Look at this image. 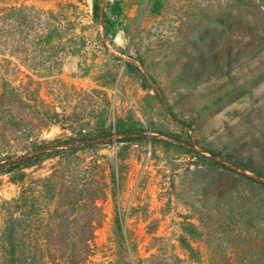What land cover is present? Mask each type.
Instances as JSON below:
<instances>
[{"label": "rangeland", "instance_id": "374dc122", "mask_svg": "<svg viewBox=\"0 0 264 264\" xmlns=\"http://www.w3.org/2000/svg\"><path fill=\"white\" fill-rule=\"evenodd\" d=\"M22 4L62 10L72 22L62 42L75 52L52 72L14 59L24 72L10 77L40 81V98L17 102L7 121L58 113L42 138L72 135L71 125L87 143L111 133L80 149L87 161L102 155L109 182L88 264H264V0H101L98 15L96 0L0 9ZM4 58L0 83L13 67ZM20 154L3 149L0 161ZM57 161L0 174V201L26 198Z\"/></svg>", "mask_w": 264, "mask_h": 264}, {"label": "trees", "instance_id": "16d2710c", "mask_svg": "<svg viewBox=\"0 0 264 264\" xmlns=\"http://www.w3.org/2000/svg\"><path fill=\"white\" fill-rule=\"evenodd\" d=\"M100 8L101 0H96V15ZM70 25L62 10L27 4L0 9V54L13 65L0 83V151L14 148L21 152L16 161H0V174L58 158L50 175L37 179L36 188L27 191L26 198L0 201V264H88L95 254V229L104 218L97 200L106 194L109 182L100 163L102 155L94 153L87 161L80 149L110 142L105 140L110 131L87 143L80 127L71 125L72 135L46 139L42 138L44 128L62 120L58 113L23 126L5 118L6 113L15 115L17 102L40 98V81L29 74L26 82L10 77L24 72L14 59L25 63L28 70L52 72L66 52H75L62 42ZM21 126V136L6 137L7 131Z\"/></svg>", "mask_w": 264, "mask_h": 264}]
</instances>
